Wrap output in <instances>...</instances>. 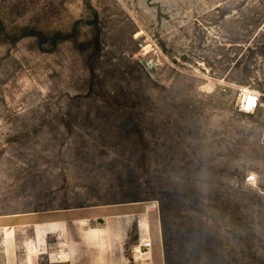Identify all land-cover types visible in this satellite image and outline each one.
I'll return each instance as SVG.
<instances>
[{
    "label": "rangeland",
    "instance_id": "374dc122",
    "mask_svg": "<svg viewBox=\"0 0 264 264\" xmlns=\"http://www.w3.org/2000/svg\"><path fill=\"white\" fill-rule=\"evenodd\" d=\"M83 259L264 264V0H0V264Z\"/></svg>",
    "mask_w": 264,
    "mask_h": 264
},
{
    "label": "built area",
    "instance_id": "2783aa9c",
    "mask_svg": "<svg viewBox=\"0 0 264 264\" xmlns=\"http://www.w3.org/2000/svg\"><path fill=\"white\" fill-rule=\"evenodd\" d=\"M261 103H262L261 93L254 90H248L245 92V97L240 107V110L245 114H253L259 109ZM255 180H256V175L254 173H251L247 176L248 182H253ZM149 211L150 209H148V212ZM136 221L138 227L137 245L141 248V250L144 253H148L153 249L154 246L151 228L146 229L145 227H141L143 223V217L140 214L136 215ZM66 255H70V249L64 247L55 251L53 253V258L59 262L64 260V257Z\"/></svg>",
    "mask_w": 264,
    "mask_h": 264
},
{
    "label": "crops",
    "instance_id": "0c3cea01",
    "mask_svg": "<svg viewBox=\"0 0 264 264\" xmlns=\"http://www.w3.org/2000/svg\"><path fill=\"white\" fill-rule=\"evenodd\" d=\"M142 215V214H141ZM100 217H102L103 218V216H100ZM120 217H126V215H110V216H107V219H114V218H120ZM94 218V217H93ZM92 218V219H93ZM89 219H91V218H89ZM85 220L84 219H81V222H84ZM37 224H44V223H37ZM45 225V224H44ZM52 225L56 228V230H57V234H58V237H57V240H62V236L67 232V226H68V223H66V225H64V222L63 221H52ZM101 229L100 228H98V229H96V228H94V229H90L88 232H87V235H86V239H87V241H89V242H92V241H94V240H98L99 239V237H101V235H102V233H101ZM91 232V233H90ZM37 235V240L40 242V239H41V233H36ZM60 243H61V241H60ZM81 244H82V246L83 245H85V243L83 242V241H81ZM70 255H71V248H70ZM155 257V256H154ZM154 260H155V258H154ZM83 261H84V263L86 264V263H89V260H85V259H83ZM65 263V262H69L68 260H66V261H64V260H62V261H59V263Z\"/></svg>",
    "mask_w": 264,
    "mask_h": 264
},
{
    "label": "bare ground",
    "instance_id": "6f19581e",
    "mask_svg": "<svg viewBox=\"0 0 264 264\" xmlns=\"http://www.w3.org/2000/svg\"><path fill=\"white\" fill-rule=\"evenodd\" d=\"M87 221V220H86ZM86 221L82 222V223H86ZM141 227H145L146 229H150V224L147 218L143 217V223L141 225ZM143 229V228H142ZM91 233V232H90ZM137 251L139 253H143V251L141 250L140 247H138Z\"/></svg>",
    "mask_w": 264,
    "mask_h": 264
}]
</instances>
